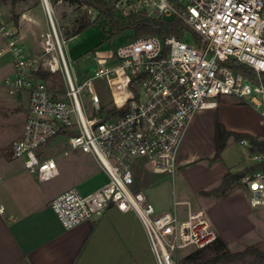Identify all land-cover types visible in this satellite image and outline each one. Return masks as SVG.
<instances>
[{"label": "built area", "instance_id": "2783aa9c", "mask_svg": "<svg viewBox=\"0 0 264 264\" xmlns=\"http://www.w3.org/2000/svg\"><path fill=\"white\" fill-rule=\"evenodd\" d=\"M42 1L51 32L39 56L27 53L18 26L0 16V40L5 43L0 69L3 58H13V74L0 76V87L28 98L24 133L12 144L13 158L39 181L52 180L59 174L56 159L44 154L64 136L62 155L91 154L107 173L108 182L93 193L73 188L52 201L50 207L65 229L115 207L139 217L157 264H181L185 252L212 246L219 236L206 212L191 210L187 202V218L181 219L180 203L175 202L174 212L157 213L146 194L135 189V166L144 162L153 173L174 176L191 120L198 111L217 107L220 96L250 103L264 118V0H119L121 17L146 12L154 18H178L189 31L183 39L134 38L115 51L114 65L100 64L80 85L71 74L51 4ZM230 63L252 68L257 81L237 74ZM40 72L61 73L65 89H52ZM98 80L110 90V103L99 95ZM84 91L93 107L90 116ZM254 158L257 164L264 162L262 154ZM241 185L249 192L250 206L264 208V169L246 175Z\"/></svg>", "mask_w": 264, "mask_h": 264}, {"label": "crops", "instance_id": "0c3cea01", "mask_svg": "<svg viewBox=\"0 0 264 264\" xmlns=\"http://www.w3.org/2000/svg\"><path fill=\"white\" fill-rule=\"evenodd\" d=\"M12 74V63L0 69V76ZM27 106L28 98L24 108L26 117ZM257 110L252 111V121L231 115L220 104L198 111L177 154V183L174 176L153 173L144 162H139L135 166V189L146 194L157 213L174 212L175 202L180 203L178 207H186L183 215L178 210L181 219L187 218V202L193 211L204 210L229 248L240 241H246L249 246L264 242L263 232L257 234L264 208L250 206L245 188L233 189L220 199L203 194L216 189L228 173L236 174L257 164L256 154H252L253 164L245 166L228 159L232 137L222 158L212 161L216 152V120L230 132L247 133L264 141ZM24 125L25 122L18 137L7 142L0 139V204L4 207L0 212V264H157L145 228L134 212L111 207L103 215L73 229L63 227L50 207L52 201L73 188L84 195L91 194L108 182V175L93 155L81 151L79 155L73 153L72 157L56 160L58 176L39 181L11 153L13 142L23 136ZM62 139L65 144L62 152L67 147L64 136L55 139L49 148ZM192 252H185V257Z\"/></svg>", "mask_w": 264, "mask_h": 264}, {"label": "rangeland", "instance_id": "374dc122", "mask_svg": "<svg viewBox=\"0 0 264 264\" xmlns=\"http://www.w3.org/2000/svg\"><path fill=\"white\" fill-rule=\"evenodd\" d=\"M53 10V17L56 25L58 35L63 43V51L68 62L71 74L77 85H80L84 80L94 74L100 64L114 65L116 61L113 58L115 51L122 45L131 43L135 36L132 32L126 31L123 34L108 40L109 33L104 30L103 26H96L83 32L82 34L72 38L66 39L65 31L71 29L73 21L77 19L79 13L74 7H70L67 4L58 2L56 5H51ZM25 14L26 18H22ZM0 16L7 22H13L18 26L20 35L19 39L25 47L28 54L39 56L44 52V42L47 34L51 32L48 23L46 12L43 8L42 0H0ZM15 16L19 17V23L14 22ZM23 20V21H22ZM5 47V43L0 40V48ZM13 60L11 55H7L2 59V67L11 63ZM48 85L52 89H65V81L61 73L54 74L52 78L47 80ZM98 93L105 102H111V93L107 88L106 83L102 80L96 81ZM86 112L90 116L92 114V104L89 97H87V91L82 95ZM123 96L117 93V99L122 101ZM218 104L220 108L228 109L231 115L243 116L248 120H254V114L252 111L256 109L252 104L237 100L233 96H220L218 98ZM27 105L26 94L22 97L18 95H11L9 91L0 87V139L1 141H9L15 136L18 137L20 128L26 120L25 107ZM18 108H20L18 115ZM257 110V109H256ZM260 123L264 129V118L257 110ZM58 140L55 147L52 146L44 154V157H54L57 161L64 160L67 157H72L73 153L80 154L81 151L72 152L69 156L61 154V149L65 147V144ZM231 146L228 150V159L235 164H242L241 166L253 164L252 153L249 148L241 145L234 138L231 142ZM238 168V167H235ZM173 177L171 175H168ZM175 183L179 180L178 167L175 172ZM177 190V199H180L178 193V184L175 187ZM244 188L237 185L234 189ZM186 207L179 206L178 210L181 215L184 214ZM255 216V215H254ZM253 218V217H252ZM254 220V218H253ZM257 234L260 236L264 234V217L261 219ZM250 239V238H248ZM249 244L246 241H240L230 246L229 250L232 252H239L247 248ZM254 246L264 251V242L256 243ZM185 252V251H184ZM183 252V253H184ZM217 251L212 247H208L202 253L203 260L210 259L215 256ZM249 261V260H248ZM248 263V262H247ZM239 263V264H247ZM182 264V261H181Z\"/></svg>", "mask_w": 264, "mask_h": 264}, {"label": "trees", "instance_id": "16d2710c", "mask_svg": "<svg viewBox=\"0 0 264 264\" xmlns=\"http://www.w3.org/2000/svg\"><path fill=\"white\" fill-rule=\"evenodd\" d=\"M119 0H49L50 4L56 5L58 2L74 7L79 13L77 19L73 21L71 29L65 31L66 39L78 36L90 28L103 26L104 30L109 33L108 40L130 31L135 38L148 37L158 35L164 39L176 37L183 39L189 31L186 26L178 18H154L148 16L146 12H138L128 17H121L116 10V3ZM14 22L19 23V17L15 16ZM237 74H241L252 82L257 81L256 72L243 64L230 63ZM54 74L40 72L39 77L44 81L52 78ZM264 78V76H263ZM234 138L237 142L247 141L249 150L252 154L264 155V141L258 137L247 133H236L228 131L218 120L215 122V156L212 161H218L222 158V154L227 148L230 138ZM264 169V162L253 165L243 171L233 174L228 173L222 180L221 184L204 195L214 196L218 199L226 197L237 185H241L242 179L259 170ZM217 251L216 255L210 259L203 260L202 253L205 249L196 250L187 255L182 260V264H239L248 262L247 264H264V251L256 246H248L242 251L232 252L229 250L224 240L218 237L217 241L212 245ZM207 249V248H206ZM249 260V261H248Z\"/></svg>", "mask_w": 264, "mask_h": 264}, {"label": "bare ground", "instance_id": "6f19581e", "mask_svg": "<svg viewBox=\"0 0 264 264\" xmlns=\"http://www.w3.org/2000/svg\"><path fill=\"white\" fill-rule=\"evenodd\" d=\"M44 5H45V8L47 9L48 8V3L46 1H45V4ZM51 27H52V25H51Z\"/></svg>", "mask_w": 264, "mask_h": 264}]
</instances>
